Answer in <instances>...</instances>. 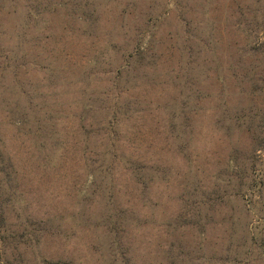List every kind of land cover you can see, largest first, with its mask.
I'll use <instances>...</instances> for the list:
<instances>
[{
  "label": "rangeland",
  "instance_id": "374dc122",
  "mask_svg": "<svg viewBox=\"0 0 264 264\" xmlns=\"http://www.w3.org/2000/svg\"><path fill=\"white\" fill-rule=\"evenodd\" d=\"M50 1L38 16L0 0V264H224L239 224L264 228V195L236 194L264 183L259 130L233 120L264 118V0H184L186 22L172 0L138 1L167 12L157 21L93 0L91 32L71 0ZM126 21L152 32L114 91Z\"/></svg>",
  "mask_w": 264,
  "mask_h": 264
},
{
  "label": "trees",
  "instance_id": "16d2710c",
  "mask_svg": "<svg viewBox=\"0 0 264 264\" xmlns=\"http://www.w3.org/2000/svg\"><path fill=\"white\" fill-rule=\"evenodd\" d=\"M13 1L15 2V7H19L22 2H25L24 6L26 11H28V15H31V12H36L39 16L40 14L46 12L47 9L53 6V3L50 0H21V2H19V0ZM138 1L142 2V0L126 1V4L123 6V9H121L122 13L126 14L127 12V16L130 14H133V16L136 17L140 16V19L142 17H145L146 19L154 17V21H157L158 19L160 20L163 17H167L166 11H160L158 7L156 8L151 2L146 4L149 10H143L142 12L141 8H138ZM155 1L156 0H154V2ZM64 2L65 5L70 3L69 0H64ZM71 3L78 9L79 18H81L82 21H86V28L89 29V32L93 30L95 31V27L97 24L96 20L98 16V9H96L97 6H95L93 0H71ZM185 4L186 2H184V0H172L171 2L173 10L177 12L176 17L180 21L184 22L188 21L187 17L185 16V14L188 13V9L185 7ZM127 7H131V10L128 11L126 9ZM132 11L133 13H131ZM134 26L129 27L126 21V23L122 25V28L120 29L121 33L119 35H124L125 40L120 42L113 39L110 41V48L111 51H113L112 53L118 56V59H113L116 56L111 55L109 57V61H107V65L111 68L110 70L112 73V78L110 79V81L112 89L114 91H117L119 88L120 90L123 88V84L127 79L128 75L134 72V69H132V67H136V64L133 65V63H136V59H140V61H142L147 54L148 47L146 46V43H144V40L145 36L150 34L148 32L152 31L149 30L147 31V33L144 32L141 34V31L144 28L141 27L142 29H140L138 28V26H136V24ZM127 35L128 37L126 38ZM141 38L143 39V41H140ZM185 39H187L186 42H189L188 37H185ZM130 44H133L134 47H131ZM188 45L189 46H186L187 49L190 48V43ZM101 62L102 61L99 60L96 64L99 65ZM123 62H129V64ZM185 98H187V96H185ZM99 99L100 100L98 104L102 103V100L105 101L106 98ZM114 99L117 103L118 101L116 95H114ZM186 102L187 100L185 99L183 102L184 105L182 106L183 108L186 105ZM111 115L112 117L108 121V126L114 127L118 123V114L115 110H113L111 111ZM178 117L179 114L176 111H173L171 116L172 124L177 121ZM233 120L235 121V123L239 124L240 126H245L247 129L253 128L254 130L258 128L259 133L255 139L254 152H257L259 150L264 151V118L257 117V113L252 110L246 111L244 114L235 115L233 117ZM95 123L97 127L100 126L99 120L95 121ZM255 123L257 125L254 126ZM107 153L108 151L105 152V154L103 155H106ZM262 160H264V157L262 158ZM258 165L261 167L262 165H264V162L262 161V163H259ZM258 172L259 174H264V167H262V169H259ZM263 187V181H260L258 184H254L253 179H250L246 182H241L238 184L236 194L241 193L242 195H249L260 198L264 195ZM198 211L199 209L197 210V214ZM5 221L6 220L4 218V213L0 210V240H2V238L4 237L2 236V232L5 230ZM258 222L260 224H263L264 217L260 216ZM253 225L254 224H252L250 221H246L238 225V231L240 233L238 235V238L240 242L234 243L233 239H231V237L229 238V246L227 245L228 247H226L225 256L223 259L224 264H247L253 259H264V228L256 232L254 229L258 228L259 226L253 227ZM48 263L49 262H47V264Z\"/></svg>",
  "mask_w": 264,
  "mask_h": 264
}]
</instances>
